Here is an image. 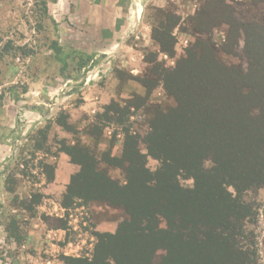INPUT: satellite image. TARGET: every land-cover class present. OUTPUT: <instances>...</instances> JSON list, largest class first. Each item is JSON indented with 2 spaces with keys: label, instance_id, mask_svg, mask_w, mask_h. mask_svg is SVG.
Listing matches in <instances>:
<instances>
[{
  "label": "rangeland",
  "instance_id": "rangeland-1",
  "mask_svg": "<svg viewBox=\"0 0 264 264\" xmlns=\"http://www.w3.org/2000/svg\"><path fill=\"white\" fill-rule=\"evenodd\" d=\"M105 3L0 0V264L93 258L96 234H115L129 218L123 208L101 201L72 203L69 185L62 193L68 175L71 183L79 172L65 170L59 184L54 182L60 158L73 163L71 148L89 150L101 171L126 185L127 164H114L126 141L136 142L147 168L158 171L161 160L149 149L154 125L167 132L174 119L169 118L185 112L191 127H202L206 104L197 98L206 96L215 106L208 105L209 111L227 117L232 129L239 125L236 111L244 108V120L253 119L258 137H264V0L152 3L145 11L153 27L147 38L155 47L145 46V38L136 46L132 35L125 49L109 46L110 39L121 38L110 27L102 34L98 22H85V12L102 10ZM213 58L219 65H212ZM204 61L214 68L208 71ZM198 75L213 84L199 85ZM201 168L214 171L215 164L206 160ZM263 182L243 192L228 187L248 212L241 239L256 252L254 264H264ZM179 183L195 186L184 173ZM164 255L160 250L155 264Z\"/></svg>",
  "mask_w": 264,
  "mask_h": 264
},
{
  "label": "trees",
  "instance_id": "trees-1",
  "mask_svg": "<svg viewBox=\"0 0 264 264\" xmlns=\"http://www.w3.org/2000/svg\"><path fill=\"white\" fill-rule=\"evenodd\" d=\"M156 40L161 51L167 52L162 39ZM211 61L219 65L214 58ZM203 63L208 71L210 66L214 68L210 61ZM198 78L201 86L213 84L211 78ZM242 94L239 90L233 100L237 106ZM197 99H201L198 104H206L200 109L199 120L205 123L202 127H191L183 118L185 112L169 118L174 119L167 132L154 125L156 137L149 149L161 160L158 171L147 168L146 156L136 150V142L126 141L124 155L114 160L120 167L127 164L126 185L115 183L101 171L89 150L67 151L73 163L81 167L71 179L67 198L72 203L101 201L123 208L129 216L115 234H96L93 258H69L67 264H155L160 250L165 255L159 264L255 263L256 252L241 239L242 221L248 212L228 187L243 192L264 181V137H258L261 134L258 124L251 123L253 119L249 117L250 123L244 120V108L235 113L239 121L235 130L224 120L227 117L209 111L212 99ZM215 120L222 122L218 125ZM78 155L81 158H76ZM206 160L215 164L214 171L201 168ZM183 173L195 180L193 189L180 185Z\"/></svg>",
  "mask_w": 264,
  "mask_h": 264
},
{
  "label": "crops",
  "instance_id": "crops-1",
  "mask_svg": "<svg viewBox=\"0 0 264 264\" xmlns=\"http://www.w3.org/2000/svg\"><path fill=\"white\" fill-rule=\"evenodd\" d=\"M106 3L101 6L102 10H89L85 12V22H90L95 20L98 22L99 32L103 34V30L110 27V30L114 32L118 37L120 34V41H114L117 43H113V40H109L111 44L109 45L111 48L117 44L119 48H128L130 46V38L132 35H136L138 44H143V39H146L145 46L149 45L147 43H151V47H155V42L151 38H147L149 34L152 32V26L146 21V11L145 9L153 4H158L163 6L168 0H103ZM115 1L114 9H108L109 3ZM182 1V0H180ZM108 3V5H107ZM105 5V6H104ZM108 9V10H107ZM109 25V26H108ZM114 38V36H112ZM108 40V39H107ZM133 43H136L133 40ZM120 44V45H119ZM157 48V47H156ZM60 162L58 164V169L56 171V180L55 184H59L61 181L60 177L62 176L61 172L65 170L69 173H76L80 171V166L65 160V158H60ZM71 174L68 175V179L64 180L62 185V193L67 189L69 185V178ZM62 209V208H61ZM113 231V230H111Z\"/></svg>",
  "mask_w": 264,
  "mask_h": 264
}]
</instances>
